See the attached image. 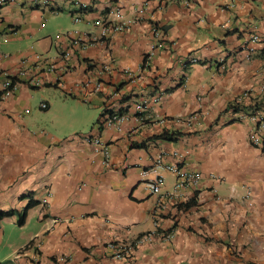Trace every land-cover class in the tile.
<instances>
[{
  "label": "crops",
  "instance_id": "obj_1",
  "mask_svg": "<svg viewBox=\"0 0 264 264\" xmlns=\"http://www.w3.org/2000/svg\"><path fill=\"white\" fill-rule=\"evenodd\" d=\"M112 8L129 26L60 54L74 30L99 32L97 20L115 19ZM62 14L76 26L50 27L47 18ZM252 33L264 40V0H0V80L28 71L0 99V210L37 202L24 224L18 213L0 217V264H264V144L250 139L255 122L240 118L253 98L236 104L252 89L264 118V57L245 52ZM89 77L103 90L84 87ZM160 92L146 118L131 115L136 100ZM70 98L88 132H62L75 118L65 113ZM114 111L130 116L106 125L103 113ZM159 160L199 172L198 187L175 189ZM157 174L162 194L147 186ZM111 240L135 241L128 259L113 257Z\"/></svg>",
  "mask_w": 264,
  "mask_h": 264
},
{
  "label": "built area",
  "instance_id": "obj_2",
  "mask_svg": "<svg viewBox=\"0 0 264 264\" xmlns=\"http://www.w3.org/2000/svg\"><path fill=\"white\" fill-rule=\"evenodd\" d=\"M37 2L41 3H49L50 0H35ZM185 4H192V0H181ZM79 6H84L83 3L80 1L76 2ZM116 15L117 17L115 19H112L111 17H105L102 20H97L95 22L96 26L100 27L99 32H92L90 33H83L81 30H74L73 33L75 34L74 37L70 39V46L68 48H60V54L68 58L70 55V47H80L85 48L97 43L105 42L109 34L114 29H124L127 26H129L128 21H122L121 17L122 14L118 8H112L110 11V15ZM75 21H80L81 17L76 16L74 18ZM153 32L157 40H159L160 35V29L158 26L153 27ZM57 43V41H55ZM245 52H246V58L252 59L255 54L260 53L264 57V40L259 36L257 33H252L249 37V40L247 42V45L245 46ZM38 57H41L38 55ZM44 66V69L52 71L55 69V65L51 63L44 62L42 59L39 60V67ZM147 67V63H143L141 66V72L139 77L142 74V71ZM27 69L23 68L20 69L17 73H11L7 72L3 79L0 80V99L5 98L7 95L12 93L20 83V78H26L27 77ZM126 76H130L131 78L134 77V73H132L130 70H124L123 71ZM28 83L31 85H37L39 83V79L36 76H28L27 78ZM94 85L93 90L94 91H100L103 90V82L102 79H95V78H87L83 82L84 87H91ZM264 88V86H263ZM253 95L252 89L245 90L240 96H238L236 100V104H240V102L243 100V98H253L254 100V107L251 106L247 111L245 110L244 113L240 115V118H250L255 122V126L250 134V139L253 142V144L256 145H263L264 144V118L259 114V111L256 109L258 107V101L255 100L256 97ZM162 99V93H156L152 96H145L138 100H136L133 104L134 113L131 115H134L138 119H144L147 117V113L150 110L153 103L157 104ZM40 108L46 109L48 108V103L46 101L40 102ZM28 111V110H27ZM128 113H120V112H112L109 114H106L104 118V123L106 125H112L117 124L120 126L121 123H123L127 118H129ZM195 118H197L196 114L193 113L185 119V122L187 124H191ZM167 120V117L161 118V122H165ZM86 140L94 142L105 154V156H109V145L101 141L98 137H93L90 135L85 136ZM157 165L164 166L168 170L174 173L175 175V189L181 188V187H193L197 188L200 180H201V174L199 172H191L186 170L183 166L180 164L175 163H166L164 164L162 160H159L157 162ZM165 184V177L162 174H157L154 178H151L147 181V186L151 190L152 193L162 194L163 193V187ZM171 236V232H165L163 237L169 238ZM155 237V232H149L147 234H144L137 238L136 242L141 243L145 242L147 240H152ZM134 244L135 241H129V240H111L107 243V247L112 252V255L114 258L118 260H126L130 256L131 252L134 250ZM62 261L67 262L68 258L62 257Z\"/></svg>",
  "mask_w": 264,
  "mask_h": 264
},
{
  "label": "rangeland",
  "instance_id": "obj_3",
  "mask_svg": "<svg viewBox=\"0 0 264 264\" xmlns=\"http://www.w3.org/2000/svg\"><path fill=\"white\" fill-rule=\"evenodd\" d=\"M47 23L50 27H55V29H66V28H73L75 27V23L72 21L71 18H69L67 15H52L50 18H47ZM67 109L65 110V113H69L71 115H75L74 119H68L67 123L63 126L62 132L69 131L70 129L76 128L79 129L78 132H88L90 130V126L88 128L87 126V120H85L81 116H77L79 113L80 108H82V105H80L77 101L70 98L66 101Z\"/></svg>",
  "mask_w": 264,
  "mask_h": 264
},
{
  "label": "trees",
  "instance_id": "obj_4",
  "mask_svg": "<svg viewBox=\"0 0 264 264\" xmlns=\"http://www.w3.org/2000/svg\"><path fill=\"white\" fill-rule=\"evenodd\" d=\"M239 108H236L235 107V110L237 111ZM122 113V112H121ZM103 116H106L105 115V112L103 113ZM101 121H100V119L97 121V123H100ZM35 203H37V202H30V204L22 211V212H16L15 210H9V211H2V210H0V217H4V216H8V215H13V214H15V213H18V215H19V219H18V221H19V224H24V222H25V220H26V217H27V211H28V209L32 206V205H34ZM190 203H195V200L194 199H191V201H189V202H187L186 203V205H190Z\"/></svg>",
  "mask_w": 264,
  "mask_h": 264
}]
</instances>
